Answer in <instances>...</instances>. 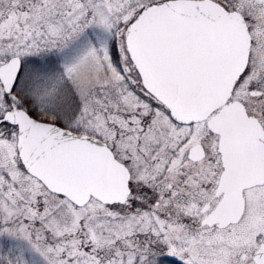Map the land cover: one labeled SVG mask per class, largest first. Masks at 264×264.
Returning <instances> with one entry per match:
<instances>
[{
  "label": "snow or ice",
  "instance_id": "6c2138e0",
  "mask_svg": "<svg viewBox=\"0 0 264 264\" xmlns=\"http://www.w3.org/2000/svg\"><path fill=\"white\" fill-rule=\"evenodd\" d=\"M0 264H264V0H0Z\"/></svg>",
  "mask_w": 264,
  "mask_h": 264
}]
</instances>
